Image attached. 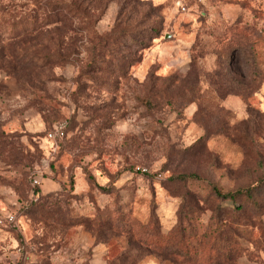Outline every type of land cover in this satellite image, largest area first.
<instances>
[{
	"label": "rangeland",
	"instance_id": "374dc122",
	"mask_svg": "<svg viewBox=\"0 0 264 264\" xmlns=\"http://www.w3.org/2000/svg\"><path fill=\"white\" fill-rule=\"evenodd\" d=\"M96 27L41 38L30 87L0 71V264H264V0H112Z\"/></svg>",
	"mask_w": 264,
	"mask_h": 264
},
{
	"label": "trees",
	"instance_id": "16d2710c",
	"mask_svg": "<svg viewBox=\"0 0 264 264\" xmlns=\"http://www.w3.org/2000/svg\"><path fill=\"white\" fill-rule=\"evenodd\" d=\"M111 1L43 0L41 7L44 12L41 19L32 14H25L22 17H18V15L0 17L2 22L0 23V71L4 77L8 78L7 80H14L15 83L23 82L29 87L32 86L31 74L36 75V72H39L37 75L39 80H44L42 76L48 74L58 57L51 52L37 50L36 43L41 38L51 35L52 31L56 29H65L67 32L71 29H97L96 24ZM125 1L133 0H123V3ZM7 25L12 29L9 34L5 31ZM102 42L104 43L103 39L101 44H103ZM95 47L96 45H94ZM65 58L66 56L61 54V59ZM94 58L98 60L96 62L98 64L105 61V55L101 51ZM27 76L31 80H26ZM7 80H0V88L10 83ZM215 190L220 196H234L233 193H222L217 188Z\"/></svg>",
	"mask_w": 264,
	"mask_h": 264
},
{
	"label": "built area",
	"instance_id": "2783aa9c",
	"mask_svg": "<svg viewBox=\"0 0 264 264\" xmlns=\"http://www.w3.org/2000/svg\"><path fill=\"white\" fill-rule=\"evenodd\" d=\"M66 135V122L62 121V122H59L55 125L54 129L52 131H49L47 133V137L49 139H54L56 137H59V138H63L64 136ZM143 172H146L147 169L146 168H143L141 169ZM34 183L35 184H38L39 183V179L35 178L34 179ZM8 220L9 222L15 224L16 223V219H15V216L14 215H10L8 217Z\"/></svg>",
	"mask_w": 264,
	"mask_h": 264
}]
</instances>
